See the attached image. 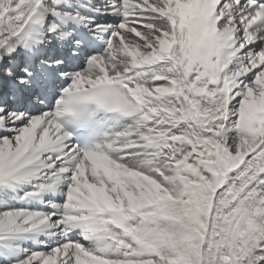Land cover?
Instances as JSON below:
<instances>
[{
	"label": "snow or ice",
	"instance_id": "1",
	"mask_svg": "<svg viewBox=\"0 0 264 264\" xmlns=\"http://www.w3.org/2000/svg\"><path fill=\"white\" fill-rule=\"evenodd\" d=\"M0 264H264V0H0Z\"/></svg>",
	"mask_w": 264,
	"mask_h": 264
}]
</instances>
